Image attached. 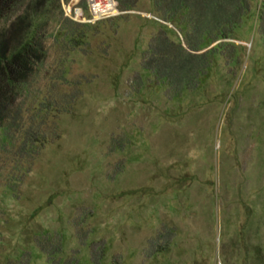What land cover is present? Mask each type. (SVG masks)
<instances>
[{"label": "rangeland", "instance_id": "rangeland-1", "mask_svg": "<svg viewBox=\"0 0 264 264\" xmlns=\"http://www.w3.org/2000/svg\"><path fill=\"white\" fill-rule=\"evenodd\" d=\"M116 1L99 18L62 1L73 22L4 132L0 264H264V0H187L192 14ZM186 35L194 52L218 47L175 95L153 51L189 49ZM60 69L76 100L51 103L56 133L35 151V105Z\"/></svg>", "mask_w": 264, "mask_h": 264}, {"label": "trees", "instance_id": "trees-1", "mask_svg": "<svg viewBox=\"0 0 264 264\" xmlns=\"http://www.w3.org/2000/svg\"><path fill=\"white\" fill-rule=\"evenodd\" d=\"M62 1L0 0V147L8 142L4 132L14 127L23 115L21 95L30 92V85L34 80L37 82L42 74L49 73L46 67L50 57L49 39L56 33V25L61 23L59 31L65 24L73 22L64 15ZM118 1L121 8L126 9L134 7L136 0ZM173 1L171 3H174ZM178 1L173 5L175 8L184 7L188 14H192L190 9L195 4L186 3L187 0ZM219 2L213 3L212 6L222 4ZM184 29L187 34L185 24ZM221 34L222 37L230 36L222 30ZM205 35L208 36L207 31L202 32V36ZM76 39L80 41L78 37ZM190 39L186 35L189 49L179 41L172 42L168 39L160 43L166 45V48L157 45L153 51V57L156 58L151 73L159 82L168 83L175 95L189 89L190 81L201 79L207 73L213 62L209 53L218 47L214 45L204 52L197 53L194 52L197 46ZM206 39L207 37L203 38ZM57 72L56 79L46 83L49 92L47 98L41 99V104L35 105V151L39 149V145L50 141L56 133L55 125L48 123V108L52 107L55 100H66L71 106L76 100L73 92L67 91L60 81L64 70ZM55 264L71 263L58 259Z\"/></svg>", "mask_w": 264, "mask_h": 264}, {"label": "built area", "instance_id": "built-area-1", "mask_svg": "<svg viewBox=\"0 0 264 264\" xmlns=\"http://www.w3.org/2000/svg\"><path fill=\"white\" fill-rule=\"evenodd\" d=\"M91 12L94 18H99L118 11L116 0H89Z\"/></svg>", "mask_w": 264, "mask_h": 264}]
</instances>
